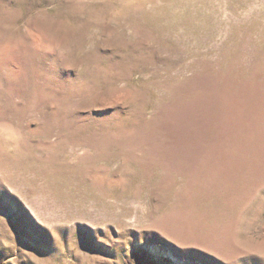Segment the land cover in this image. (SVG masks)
Listing matches in <instances>:
<instances>
[{
	"label": "rangeland",
	"instance_id": "374dc122",
	"mask_svg": "<svg viewBox=\"0 0 264 264\" xmlns=\"http://www.w3.org/2000/svg\"><path fill=\"white\" fill-rule=\"evenodd\" d=\"M0 264H264V0H0Z\"/></svg>",
	"mask_w": 264,
	"mask_h": 264
}]
</instances>
